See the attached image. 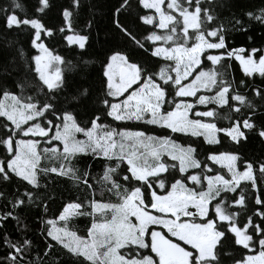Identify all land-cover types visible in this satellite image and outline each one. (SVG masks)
Instances as JSON below:
<instances>
[{"label":"snow or ice","instance_id":"6c2138e0","mask_svg":"<svg viewBox=\"0 0 264 264\" xmlns=\"http://www.w3.org/2000/svg\"><path fill=\"white\" fill-rule=\"evenodd\" d=\"M73 3L79 6V0ZM208 3L209 7H203L202 0H167L165 7V0H138L144 9L155 10V15L139 16V21L167 31L161 35L153 30L137 39L130 26L119 19L122 10L131 6L129 0H122L113 14L115 27L137 48L166 63L154 72L133 62L125 51H111L102 65V92L93 100L103 107L105 117L203 137L208 145L221 143L219 133L237 145L248 140L246 132L255 131L264 139V126L253 119L258 108L264 107V89H253L261 100L260 105L255 104L226 78L230 65L222 63L234 57L246 76L264 77V48L229 49L224 25L215 24L211 0ZM39 5L37 13L50 7L49 0H39ZM0 14L6 28L32 30L30 44L39 53L25 59V70L34 73L38 81L34 95H24L27 80L16 83L18 94L0 84V145L6 151L0 159V182L15 177L27 185L11 197L0 191V200L10 206L0 214V228L9 218L19 226L17 210L28 206H42L46 213L51 197L40 189L47 191L42 180L54 174L88 190L82 202L77 197L66 202L55 219H42L47 226L46 238L75 264H264V163L254 169L252 163L230 152H209L202 161L193 144H177L170 137L140 130L117 129L102 123L97 112L87 121L79 120L77 108L89 97V89L69 91L66 73L75 65L42 39V34L52 37L53 29L39 18H28L20 0H12L11 10L0 7ZM244 15L264 24V8ZM71 16L72 12L64 9L65 26L59 32H73L64 37L67 44L86 50L90 36L74 32ZM234 26L247 30L240 19H234ZM87 27H92L91 22ZM157 42L169 46H157ZM146 43L150 47L146 48ZM211 50L223 51L211 54ZM20 56H25L23 49ZM205 60L211 67L205 69ZM202 89L212 94H203ZM189 97H195V102H188ZM209 104L214 107L196 110L198 105ZM218 120L229 121V126L217 127ZM81 155L104 160L99 179L91 164L83 170L76 166ZM208 161L226 173L217 170L215 175H207L212 171ZM238 161L243 171L238 169ZM256 171L261 187L257 186ZM89 180L99 187L101 199L96 198ZM242 181L251 182L255 189L257 207L252 215L246 214L247 184L240 187ZM238 188L239 195L230 197ZM105 192L108 200L103 199ZM74 217L90 218L84 235L70 229L69 220ZM253 217L260 223H254ZM58 222H63V227L57 226ZM4 243L10 249L4 257L7 264H32L25 259L31 247L29 239L13 243L5 234ZM234 246L248 254L237 258L233 251H225ZM52 248L53 244H48L45 255ZM62 259H54L52 264H62Z\"/></svg>","mask_w":264,"mask_h":264},{"label":"trees","instance_id":"16d2710c","mask_svg":"<svg viewBox=\"0 0 264 264\" xmlns=\"http://www.w3.org/2000/svg\"><path fill=\"white\" fill-rule=\"evenodd\" d=\"M20 2L25 5L28 18H39L46 27L53 29L54 35L52 37H44L42 34L45 44L54 52L64 57L65 60H70L75 65L73 71L66 73V77L70 82L69 91L71 92L73 88L89 89V97L84 101L83 106L77 108L79 120L87 121L94 112H97L102 116V123L110 124L114 128L132 131L140 130L150 135L167 136L181 145L193 144L198 150L197 158L202 161L209 152H230L238 154L243 161L252 163L254 169H256L258 164L264 163V139L259 137L255 131L246 132L248 140L241 142L239 145L232 142L223 133L218 134L221 140L219 145H208L204 142L203 137H192L185 133H174L167 128L147 125L134 120L114 121L111 117L104 116L103 107L99 104H94L93 100L102 92V65L105 62L106 56L111 51H125L133 62H139L154 72L158 71L166 63L162 58L152 56L150 51L145 52L143 49L137 48L129 38L125 37L115 27L112 22L113 14L115 9L122 3V0H79L78 7L74 6L73 0H49L50 7L45 9L44 13L36 12V9L40 6L39 0H20ZM129 2L131 6L127 11L122 10L119 19L121 23L130 26L137 39H141L153 30L161 35L167 31L166 29H153L152 26L144 25L140 22L139 16L155 15V12L153 9H144L138 4V0H129ZM11 4L12 0H0V7L2 8L11 10ZM202 6L209 7L208 0H202ZM211 7L217 17L215 24L224 25L226 42L229 49L242 47L250 51L252 48H264V24L244 15L246 12L257 13L259 9L264 8V0H211ZM64 9L72 12L69 20L74 32L90 36L86 50H80L76 45L69 46L67 44L64 37L74 34L73 32H69L67 29L64 33L59 32V29L65 26ZM17 14L22 15L19 12ZM234 19H240L247 30L243 31L239 29V26H234ZM89 22H91V28L87 27ZM31 35L32 30L30 29L6 28L4 16L0 14V84L7 85L12 92L17 94L20 91L16 87L18 81L21 83L25 80L29 81V86L25 89L24 95H34L35 86L38 83L35 79V74L25 70V59L38 54V50L34 49L30 44ZM157 46L167 47L169 45L157 42ZM145 47H150V45L146 43ZM21 49H23L25 54L23 59L20 56ZM218 51L223 50H211V54H218ZM86 60L91 61V63L85 64L84 61ZM222 63L230 65L228 68L229 75L226 78L234 83V86L241 94L246 95L255 104L260 105L261 100L259 97L254 96L253 89H264V77H261L259 74L246 76L242 71L239 61L235 60L234 57L230 60L222 61ZM204 67L205 69L211 67L210 62L205 60ZM217 70H220L218 66ZM190 79L192 77H189ZM241 81L244 82L243 85ZM201 93L212 94L203 89ZM195 99V97L187 98L188 102L193 103ZM212 107L214 106L211 104L207 106L198 105L196 110L205 111ZM220 111L224 113L226 109H220ZM261 113H264V107L258 108L257 114L253 118L258 126H264V115ZM2 119L0 118V120ZM216 123L217 127L229 126V121L227 120H218ZM0 135H3V132H0ZM5 155V148L3 145H0V159L4 158ZM167 159L171 162L170 158ZM104 163L103 159L98 158L93 160L91 155H81L76 161V166L83 170L91 164L93 175L99 179L103 175ZM208 165L212 171L207 172V175H215L217 170L220 171V174L226 173V169H221L220 165H215L211 161H208ZM237 167L240 171L244 170L241 161L237 162ZM255 175L257 177V186L261 187L262 181L259 172L256 171ZM42 183H47L48 187L46 192L43 188L40 191L45 193L46 196L51 197V199L47 200V212H44L42 206H28L17 210V214L21 218L19 226L11 218L8 219L5 226L0 228V264H7L4 261V257L10 251L9 247L4 243L5 234H7V237L13 243L17 241L22 242V238H27L31 241V247L26 253L25 259L26 261H31L32 264H40V262L42 264H52V261L57 258H63L62 264H75V261L67 257L51 238H46L45 229L47 226L42 223V219H55L59 216L64 204L68 201L76 200L77 197L80 198L78 202H82L87 196L88 190H81L83 186L80 188L75 187L69 179L57 177L54 174L46 180H42ZM89 183H92L93 188L96 189V198L101 199L99 187L92 180H89ZM246 184V214L252 215L257 207L254 205L255 189L251 188V182L242 181L240 187H245ZM189 186H191L190 182ZM25 187H27L26 182L21 183L15 177L10 182H0V191H3L9 197L18 194L16 192L17 189L23 192ZM239 191L240 189L238 188L236 193H229V196H238ZM103 199H109L107 192H105ZM8 210H10V206L6 207V201L0 200V214ZM253 220L254 223H260L258 217H253ZM89 225L90 218L88 217H74L69 220L70 229L77 231L80 235L85 234L86 227ZM57 226L63 227V222H58ZM48 244H53V248L49 251L48 255H45ZM225 251H233L237 258L248 254L240 246L229 247Z\"/></svg>","mask_w":264,"mask_h":264},{"label":"rangeland","instance_id":"374dc122","mask_svg":"<svg viewBox=\"0 0 264 264\" xmlns=\"http://www.w3.org/2000/svg\"><path fill=\"white\" fill-rule=\"evenodd\" d=\"M167 3V0H165V4ZM153 11L155 12V10L153 9ZM173 14H177V13H173ZM39 54V53H38ZM135 87V86H134ZM26 138H30V137H26Z\"/></svg>","mask_w":264,"mask_h":264}]
</instances>
